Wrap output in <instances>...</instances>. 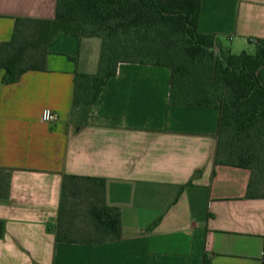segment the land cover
I'll use <instances>...</instances> for the list:
<instances>
[{
	"label": "crops",
	"instance_id": "1",
	"mask_svg": "<svg viewBox=\"0 0 264 264\" xmlns=\"http://www.w3.org/2000/svg\"><path fill=\"white\" fill-rule=\"evenodd\" d=\"M56 6L0 0V47L18 17L54 18ZM198 29L232 53L256 50L264 0H201ZM100 50L99 37L61 32L45 70L6 83L0 68V173L12 170L10 195L0 197V264H262L264 196L250 195L251 170L215 162L220 109L173 103L166 66L123 62L90 111L76 114V74L95 73ZM257 75L264 85V65ZM46 109L57 119L45 120ZM65 175L104 179L120 238L57 240ZM65 209V228L92 229Z\"/></svg>",
	"mask_w": 264,
	"mask_h": 264
},
{
	"label": "trees",
	"instance_id": "2",
	"mask_svg": "<svg viewBox=\"0 0 264 264\" xmlns=\"http://www.w3.org/2000/svg\"><path fill=\"white\" fill-rule=\"evenodd\" d=\"M200 9L201 0H57L54 18H17L12 38L0 47L4 82L18 81L28 70H45L49 43L61 32L101 38L97 71L75 77L76 114L90 111L120 63L166 66L173 103L220 109L215 162L251 170L250 195L264 196L253 191L255 170L264 168V85L257 75L264 65V38L257 40L254 53L234 54L215 35L199 31ZM1 171L0 197L7 198L12 170ZM80 186L96 194L87 209L93 227L84 232L64 227V207L72 222L79 204L73 206L67 192ZM104 186L103 178L64 176L58 224L53 227L57 240L97 243L120 238L121 212L105 203ZM4 232L0 220V237Z\"/></svg>",
	"mask_w": 264,
	"mask_h": 264
},
{
	"label": "rangeland",
	"instance_id": "3",
	"mask_svg": "<svg viewBox=\"0 0 264 264\" xmlns=\"http://www.w3.org/2000/svg\"><path fill=\"white\" fill-rule=\"evenodd\" d=\"M242 50H234V54H239ZM248 52L254 53L255 49L251 48V50H247ZM215 56H219L220 52L218 48H215L214 51ZM80 109H78L77 112H79ZM82 115V114H81ZM256 174L254 176V181H253V191L254 192H259V193H264V168L263 170H255ZM91 189H87L83 186H80V188H76L75 191H68L67 194L69 196V199L73 206L76 205V202H79L77 207L74 209V214L76 215L75 220L78 218H87V209L89 205L91 204L90 202L94 200L96 194H92ZM71 236H85L83 234H71ZM263 264V261H262Z\"/></svg>",
	"mask_w": 264,
	"mask_h": 264
},
{
	"label": "built area",
	"instance_id": "4",
	"mask_svg": "<svg viewBox=\"0 0 264 264\" xmlns=\"http://www.w3.org/2000/svg\"><path fill=\"white\" fill-rule=\"evenodd\" d=\"M43 118L45 120H56L57 114L49 109L44 110Z\"/></svg>",
	"mask_w": 264,
	"mask_h": 264
}]
</instances>
